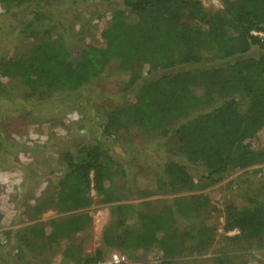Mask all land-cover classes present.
Here are the masks:
<instances>
[{
  "label": "trees",
  "instance_id": "1",
  "mask_svg": "<svg viewBox=\"0 0 264 264\" xmlns=\"http://www.w3.org/2000/svg\"><path fill=\"white\" fill-rule=\"evenodd\" d=\"M37 1L45 2L0 0V5L10 9ZM104 1L119 5L92 19L103 23L99 31L102 44L86 45L73 61L63 39L41 40L27 55L1 60L0 77L19 79L30 96L46 90L75 92L103 74L111 62L120 61L117 73L122 79L117 84L124 106L92 118L90 145L56 153L62 175L56 185L55 206L72 212L88 208L96 200L109 203L131 197L134 191L141 198L172 195L158 209L145 210L139 202L117 205L115 224L103 230L95 250L80 253L75 264L98 263L116 250L132 257L157 252L164 264H174L179 256L177 229L197 248H206L216 231L210 213L193 216L197 200L202 198L178 194L215 184L243 168L264 165V145L259 137L264 131V39L253 33L264 34V0H221L223 7L214 12L200 0ZM31 14L34 20L43 16L39 7ZM91 23L82 30L83 38L96 30L95 25L90 29ZM195 37L201 40L197 46ZM206 41L212 48L202 47ZM136 63H146L147 70L138 73L133 67ZM194 71L229 76L214 90L191 83L188 77ZM128 94L134 96L132 102L124 99ZM121 114L132 117L143 131L173 136L174 146L158 164L160 172L139 170L130 176L128 165L133 164L119 154L124 147L117 128ZM10 128L0 112L1 147ZM126 147L146 152L154 161L161 156L154 148L139 151L132 145ZM130 177L137 188L132 189ZM140 177L144 181H138ZM254 178L258 187L246 196L247 205L238 208L230 203L222 210L224 230H239L227 237V243L239 250L264 249L262 167L255 169ZM44 207L45 202L35 206L34 214ZM1 218L0 214V224ZM91 220L88 213L76 212L51 221L49 233L44 224L32 225L22 233L15 231L9 244L42 240L43 248L90 229ZM192 221L195 224H190ZM73 255L71 251L66 254ZM214 262L247 264L244 254H222Z\"/></svg>",
  "mask_w": 264,
  "mask_h": 264
},
{
  "label": "rangeland",
  "instance_id": "2",
  "mask_svg": "<svg viewBox=\"0 0 264 264\" xmlns=\"http://www.w3.org/2000/svg\"><path fill=\"white\" fill-rule=\"evenodd\" d=\"M200 1L213 12L223 7L221 0ZM118 5L116 1L104 0H45L10 9L0 5V61L25 56L33 44L52 39H63L70 58L76 61L86 45L102 44L99 31L103 23L96 24L97 20L92 19L100 12H112ZM36 7L43 13L40 20H34L31 14ZM91 21L90 29L95 25L96 30H90L91 37L83 38L82 30L89 27ZM197 37L193 39L196 46L198 41L201 42ZM261 37L264 39V34ZM202 43V47L212 48L209 41ZM146 65L136 63L133 67L138 73H144ZM121 67L120 61L111 62L103 74L79 91L46 90L36 96H30L27 87L19 79L0 77L1 117L4 123L9 122L11 125L9 133L3 138V146L0 145V264H75L79 254L93 252L101 241L103 230L115 224L113 211L117 205L139 202L145 210L158 209L164 201L173 197L155 194L141 198L134 191L131 197H122L109 203L96 200L90 207L72 212L59 211L55 206L56 185L62 175L55 155L61 149L77 151L81 144L85 145L92 137V118L124 106L117 84L122 79L117 73ZM228 76V73L213 75L194 71L188 78L191 83L215 90L222 79ZM132 94L125 95L124 99L132 102ZM119 120V142L124 146L119 154L125 162L127 160L136 166L128 165L130 176L134 177V173L139 170L151 174L160 172L158 164L161 157L169 154L168 149L174 146L173 136L166 138L160 132L143 131L128 114H121ZM259 137L264 145V131L260 132ZM128 145L139 151L154 148L161 156L157 157L156 162L148 158L146 152H134L131 147H126ZM259 167L264 169V165L243 168L215 184L178 194L202 198L197 200L199 205L193 216L210 213L216 231L214 239L206 248H197L192 241L181 237L177 229L179 256L175 258L174 264H215L214 261L222 254H244L247 264H264V249L239 250L230 246L227 237L238 234L239 230L225 231L224 219L221 221L222 210L227 204L232 203L238 208L247 205L246 196L254 194V189L258 187L254 176L255 169ZM133 180L130 177L129 182L132 184ZM138 181L144 180L140 177ZM134 188H137L136 183H133ZM247 189L248 193L245 192ZM41 202H45V207L34 214L33 209ZM76 212L91 216L90 229L61 237L43 248L42 240L22 244L17 242L18 246L9 244L10 235L15 231L22 233L30 230L32 225L40 227L44 224L49 233L51 221L62 220ZM192 223L195 224L194 221ZM179 229L182 230V227ZM66 251L73 252V257L66 256ZM113 252L120 253L125 264H164L165 261L157 252L133 257L117 250ZM109 257L103 264H107Z\"/></svg>",
  "mask_w": 264,
  "mask_h": 264
},
{
  "label": "built area",
  "instance_id": "3",
  "mask_svg": "<svg viewBox=\"0 0 264 264\" xmlns=\"http://www.w3.org/2000/svg\"><path fill=\"white\" fill-rule=\"evenodd\" d=\"M253 33L254 34H257L259 36H262L263 35L262 33H259L258 34V32H253ZM90 143H91L90 141H86L85 142V145H90ZM94 193L95 192L92 189L91 194L94 195ZM221 221H223V216L221 218ZM105 260H103V261H105ZM103 261H100V262L95 263V264H103ZM124 262H125L124 257H122L120 253H118V252H112L111 255H110V257L108 258L107 264H125Z\"/></svg>",
  "mask_w": 264,
  "mask_h": 264
}]
</instances>
